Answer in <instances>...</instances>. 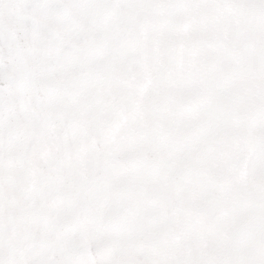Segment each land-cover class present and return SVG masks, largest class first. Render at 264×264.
I'll use <instances>...</instances> for the list:
<instances>
[{
  "label": "snow or ice",
  "instance_id": "obj_1",
  "mask_svg": "<svg viewBox=\"0 0 264 264\" xmlns=\"http://www.w3.org/2000/svg\"><path fill=\"white\" fill-rule=\"evenodd\" d=\"M0 264H264V0H0Z\"/></svg>",
  "mask_w": 264,
  "mask_h": 264
}]
</instances>
